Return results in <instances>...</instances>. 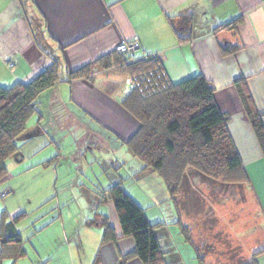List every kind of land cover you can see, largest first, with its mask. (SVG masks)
Listing matches in <instances>:
<instances>
[{"label": "crops", "instance_id": "crops-1", "mask_svg": "<svg viewBox=\"0 0 264 264\" xmlns=\"http://www.w3.org/2000/svg\"><path fill=\"white\" fill-rule=\"evenodd\" d=\"M189 13L194 16L191 31L194 38L181 42L170 20L175 16ZM237 19L241 20V24L236 34L233 32L213 34L215 26L225 25ZM37 40L40 43H37ZM133 41H138L141 47L135 58L157 56L171 83L179 84L194 75L202 74L213 85L216 103L220 111L229 117V132L250 178V184L246 187L247 192L254 197L261 218L253 230L244 233L245 236L236 231L233 224L229 225V231L223 227L225 225L222 227L229 234L233 244L243 252V255L240 254L235 259L249 260L253 255L262 252L257 261L258 264H264V248H259L264 247V153L235 87L236 81L245 80L257 111L263 112L264 0H0V87L10 88L17 83L32 82L53 63L47 53H51L58 60L66 78L69 73L116 53L121 44ZM228 42L240 50L234 55L224 57L220 45ZM13 59L18 61V65L11 70L8 63ZM112 69L108 72L95 69L91 79L62 81L61 85L64 84L67 88V99L64 101H69L70 105L67 102V105L63 103L73 117H78L80 124L90 129L92 137L98 138L97 129L103 130L113 135L116 147L124 148V143L139 130L140 123L122 106L126 96V93H122L126 79L118 80L111 76ZM61 85L59 83L55 90L59 91ZM51 96L48 95V98ZM47 99H44L45 106L41 108V114L45 116L49 115V108L53 103L52 98L51 104L47 103ZM61 99L63 98H54L56 102L62 101ZM35 127L28 128L27 132L40 131L39 136L45 134L41 123ZM35 138L21 139L24 140L21 142L31 144ZM47 155L50 156L51 153ZM49 156L41 163L42 166L51 165ZM16 160L21 162L25 158L19 154ZM148 173L150 172H146L144 176ZM7 180L0 183V231L5 223H12L17 232L21 233L17 223L28 214L20 213L19 208H11L13 206L9 201L13 190L10 186L6 187ZM114 182L116 184L119 180L115 179ZM106 189L99 188V191ZM5 191L10 195L1 199V194ZM95 200L94 196L90 201L91 211L94 213L92 219H95V211L100 212L102 205L95 209L93 204ZM105 204L109 205L113 222L111 217L109 221L118 239L116 243H103V228L99 224L86 222L85 226L89 230H94L92 232L95 237H99L95 238L94 243L92 242L94 238L91 237H87L85 241L88 244L93 243L96 250L93 264H143L135 258L123 261V257L134 251L135 243L133 239L122 236L113 205L110 202ZM174 204L178 213L174 223L177 220L184 222L182 211L176 203ZM152 206L154 205L149 207ZM201 209L198 211L193 208L191 212L195 211L196 215ZM148 218L153 223L164 224L158 233L163 239L167 262L181 264L179 260L183 258L181 254L178 257L175 244L170 240L167 224L159 219L154 221L149 216ZM56 220L55 218L48 221L30 238H38V244L42 247L43 241L39 234ZM247 243L250 245L249 248L246 246ZM72 247L66 248L72 264H75ZM24 248L25 256L14 261L1 257L0 245V264L26 262L29 257L26 243ZM37 248L34 250L40 258L38 263H52V259L43 258L40 255V248ZM208 255L212 254L207 253ZM190 257L199 259L198 247L193 241L189 242ZM203 264H215V259L209 257Z\"/></svg>", "mask_w": 264, "mask_h": 264}, {"label": "trees", "instance_id": "trees-1", "mask_svg": "<svg viewBox=\"0 0 264 264\" xmlns=\"http://www.w3.org/2000/svg\"><path fill=\"white\" fill-rule=\"evenodd\" d=\"M173 18L170 21L179 40L191 41L194 38L191 34L194 25L193 14ZM240 24L241 20L237 19L225 25H217L212 31L214 35L221 32L236 34ZM37 43L40 42L37 40ZM42 50L46 52L43 48ZM239 50L240 48L231 42L220 45L224 57L234 55ZM47 55L53 63L32 82L17 83L10 88L0 87V183L5 182L8 177L7 160L20 154L17 142L27 133L30 117L35 113L41 114V108L45 106L43 95L55 90L64 80L73 82L91 79L95 69L108 72L115 68L127 78L142 75L150 77L151 73L165 74V78L162 77L159 82V87L165 82L166 89L155 88L154 80L144 95L132 91L124 97L122 106L139 121L140 128L123 146L144 164L141 173H155L164 180L170 200L178 204V193L184 190L186 195L191 194L189 203L193 208L198 211L201 209L200 201L195 197L196 191L192 188L194 183L189 181L187 168L192 169L196 176L204 180H222L223 185L249 186V175L228 129L229 117L220 111L215 99V89L204 75H194L182 83L173 84L157 56L147 55L136 59V56L129 57L116 51L91 65L69 73L65 78L58 60L51 53ZM155 75L153 77L156 79ZM235 87L264 153V125L261 113L254 105L245 80L236 81ZM124 180H119L97 194L93 202L95 209L110 202L114 207L122 236L133 239L135 249L123 257L124 262L135 258L143 264H169L167 252L162 244L163 239L158 233L164 224L149 220L145 209L125 190ZM87 223L99 224L103 228V243L117 242L116 231L107 215L95 211V219L88 220ZM175 224L180 227L185 240L192 243V236L187 233L184 223L177 220ZM24 244L22 234L17 232L12 223L2 226V258L14 261L23 258L26 254ZM261 253L253 255L247 261L240 259L239 264H258L257 258ZM199 259L203 264L204 260L200 255Z\"/></svg>", "mask_w": 264, "mask_h": 264}, {"label": "rangeland", "instance_id": "rangeland-1", "mask_svg": "<svg viewBox=\"0 0 264 264\" xmlns=\"http://www.w3.org/2000/svg\"><path fill=\"white\" fill-rule=\"evenodd\" d=\"M110 74L118 80L127 79L115 68ZM122 91L127 94L125 83ZM48 95H52V104V99L48 98ZM43 98H48L47 103L51 104L50 113L48 116L36 113L32 115L28 121V128H34L36 124L38 126L41 123L45 134L36 137L33 144H25L21 142L24 140H19L17 142L19 153L25 160L18 162L14 156L6 163L8 170L6 187L10 186L13 190L9 201L13 206L11 208H19L20 213L28 214L17 223L29 253L28 259L22 264L36 262L39 264L40 258L34 250L37 247L40 248V255L43 258L52 259L50 264L66 262L72 264L66 248L68 246L70 248L73 246L75 264H93L97 254L93 243L95 238L99 237H95L92 232L94 230H89L85 226L89 219L94 218L90 201L94 196L97 198L99 188H109L115 184V179L121 178L125 179L123 182L125 190L145 207L151 220L159 219L167 224L170 240L175 244L178 257L181 254L183 258L179 263H201V259L189 258V242L185 240L180 227L174 223L178 213L176 205L169 198L164 180L155 173L144 176L145 172L141 173L142 162L129 153L127 147H116L113 135L97 129L99 137L96 139L92 137L90 129L80 124L78 117H73L67 109V101H64L67 99V88L64 84L59 91L51 90L44 94ZM54 98L63 99L56 102ZM67 103L70 105L69 101ZM46 145L49 146L39 151ZM48 153L51 155H47ZM57 155L59 157H56ZM48 156L51 165L42 166L41 163ZM187 172L190 183H194L192 188L196 191L195 197L199 199L202 209L196 215L195 211L191 212L193 210L189 203L191 194L186 195L184 190L178 193L177 205L182 211L187 233L191 234L192 241L198 246L200 257L203 260L213 257L215 264H239L235 257L243 255V252L233 244L226 230L229 231V225L233 224L236 231L245 236L246 231L253 230L260 222L254 197L247 192L246 186L223 185L222 180L219 182L204 180L189 168ZM151 205L154 206L149 207ZM100 212L111 217L109 205L105 203L100 206ZM55 218L56 222L39 234L43 241V246L40 247L38 238H30L31 235ZM112 220L113 218L111 222ZM222 225H225L223 227L226 230ZM87 237L94 238L92 244L85 243ZM246 246L249 248L250 245ZM207 253L212 255L207 256Z\"/></svg>", "mask_w": 264, "mask_h": 264}, {"label": "built area", "instance_id": "built-area-1", "mask_svg": "<svg viewBox=\"0 0 264 264\" xmlns=\"http://www.w3.org/2000/svg\"><path fill=\"white\" fill-rule=\"evenodd\" d=\"M140 44L138 41H133L130 43H124L121 44L117 48V52L121 55H127V56H135V54L140 50ZM153 56V55H152ZM156 57V56H154ZM18 65V61L16 59L11 60L8 63V67L11 70H14ZM155 74L151 73L149 76H134V77H128L126 79V85H127V93H130L132 91H137L140 94L144 95L147 90H149V85L152 84V81L155 80V88H161V89H166V83L163 82L162 87H159V82L161 81L162 77L165 78V74L162 73V75H155L156 79L153 77ZM153 77V78H151ZM146 83H148L146 85ZM161 85V84H160ZM261 121L264 125V110L261 114ZM7 195V193H4L1 195L2 198H4Z\"/></svg>", "mask_w": 264, "mask_h": 264}, {"label": "water", "instance_id": "water-1", "mask_svg": "<svg viewBox=\"0 0 264 264\" xmlns=\"http://www.w3.org/2000/svg\"><path fill=\"white\" fill-rule=\"evenodd\" d=\"M39 134H40V131H34L32 133H27L26 135H24L23 139L24 140H30V139H32L34 137L39 136Z\"/></svg>", "mask_w": 264, "mask_h": 264}]
</instances>
